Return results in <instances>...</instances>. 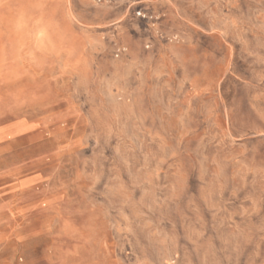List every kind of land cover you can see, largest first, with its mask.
<instances>
[{"label": "rangeland", "instance_id": "374dc122", "mask_svg": "<svg viewBox=\"0 0 264 264\" xmlns=\"http://www.w3.org/2000/svg\"><path fill=\"white\" fill-rule=\"evenodd\" d=\"M0 264H264V0H0Z\"/></svg>", "mask_w": 264, "mask_h": 264}, {"label": "built area", "instance_id": "2783aa9c", "mask_svg": "<svg viewBox=\"0 0 264 264\" xmlns=\"http://www.w3.org/2000/svg\"><path fill=\"white\" fill-rule=\"evenodd\" d=\"M115 0H97L98 3H105V4H109V3H113ZM138 16L141 17L142 19H146L149 21H153V25H154V17L151 15H147V14H140L138 13Z\"/></svg>", "mask_w": 264, "mask_h": 264}, {"label": "crops", "instance_id": "0c3cea01", "mask_svg": "<svg viewBox=\"0 0 264 264\" xmlns=\"http://www.w3.org/2000/svg\"><path fill=\"white\" fill-rule=\"evenodd\" d=\"M141 9V8H140Z\"/></svg>", "mask_w": 264, "mask_h": 264}]
</instances>
